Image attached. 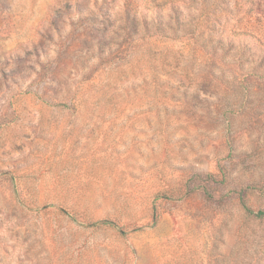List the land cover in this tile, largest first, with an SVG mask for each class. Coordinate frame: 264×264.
Segmentation results:
<instances>
[{"label": "rangeland", "instance_id": "rangeland-1", "mask_svg": "<svg viewBox=\"0 0 264 264\" xmlns=\"http://www.w3.org/2000/svg\"><path fill=\"white\" fill-rule=\"evenodd\" d=\"M0 264H264V0H0Z\"/></svg>", "mask_w": 264, "mask_h": 264}, {"label": "trees", "instance_id": "trees-1", "mask_svg": "<svg viewBox=\"0 0 264 264\" xmlns=\"http://www.w3.org/2000/svg\"><path fill=\"white\" fill-rule=\"evenodd\" d=\"M99 222L102 225H109V224H114L113 220L109 219V218H104L102 220H99Z\"/></svg>", "mask_w": 264, "mask_h": 264}]
</instances>
